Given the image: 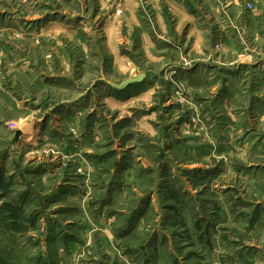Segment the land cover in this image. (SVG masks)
<instances>
[{
	"label": "rangeland",
	"instance_id": "rangeland-1",
	"mask_svg": "<svg viewBox=\"0 0 264 264\" xmlns=\"http://www.w3.org/2000/svg\"><path fill=\"white\" fill-rule=\"evenodd\" d=\"M0 264H264V0H0Z\"/></svg>",
	"mask_w": 264,
	"mask_h": 264
},
{
	"label": "water",
	"instance_id": "water-1",
	"mask_svg": "<svg viewBox=\"0 0 264 264\" xmlns=\"http://www.w3.org/2000/svg\"><path fill=\"white\" fill-rule=\"evenodd\" d=\"M145 78H146V75L143 74V75H140L137 78L129 79V80H127V81H125V82H123L121 84H114L111 81H108L106 79H103V82L106 85L110 86L114 90L123 91V90H125V89H127V88H129V87H131V86H133L135 84H139V83L143 82L145 80ZM19 135H20V132H17L16 133V139L19 138Z\"/></svg>",
	"mask_w": 264,
	"mask_h": 264
},
{
	"label": "built area",
	"instance_id": "built-area-1",
	"mask_svg": "<svg viewBox=\"0 0 264 264\" xmlns=\"http://www.w3.org/2000/svg\"><path fill=\"white\" fill-rule=\"evenodd\" d=\"M248 8L251 9V5H248Z\"/></svg>",
	"mask_w": 264,
	"mask_h": 264
}]
</instances>
